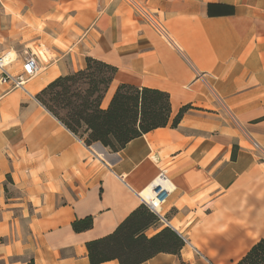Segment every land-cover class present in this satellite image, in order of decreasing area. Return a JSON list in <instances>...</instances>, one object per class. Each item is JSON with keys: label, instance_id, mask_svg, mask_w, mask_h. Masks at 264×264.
<instances>
[{"label": "crops", "instance_id": "crops-1", "mask_svg": "<svg viewBox=\"0 0 264 264\" xmlns=\"http://www.w3.org/2000/svg\"><path fill=\"white\" fill-rule=\"evenodd\" d=\"M133 1L152 21L125 0H0L8 72L30 52L39 66L24 89L0 84V264H90L85 243L160 176L170 194L145 234L169 227L184 244L139 264H235L264 235V155L250 144L264 151V0ZM88 57L115 68L102 108L122 83L155 88L168 124L115 152L68 130L36 95Z\"/></svg>", "mask_w": 264, "mask_h": 264}, {"label": "trees", "instance_id": "trees-1", "mask_svg": "<svg viewBox=\"0 0 264 264\" xmlns=\"http://www.w3.org/2000/svg\"><path fill=\"white\" fill-rule=\"evenodd\" d=\"M83 69L59 76L47 84L36 99L86 145L99 142L115 152L134 138L168 124L171 114L168 93L149 87L122 83L106 108L101 100L112 81L115 68L86 58ZM185 107L172 120L175 126ZM84 128L83 138L78 129ZM159 217L145 204L135 208L110 234L85 243L90 264L117 260L119 264H139L160 252L176 254L182 238L164 227L148 237L145 231ZM91 216L75 220L74 231L89 229ZM235 264H264V235Z\"/></svg>", "mask_w": 264, "mask_h": 264}, {"label": "built area", "instance_id": "built-area-1", "mask_svg": "<svg viewBox=\"0 0 264 264\" xmlns=\"http://www.w3.org/2000/svg\"><path fill=\"white\" fill-rule=\"evenodd\" d=\"M128 2L136 12H138L141 16H143L146 20L152 21L149 14L139 9V7L134 3L133 0H125ZM157 25V24H156ZM160 28L159 25H157ZM161 29V28H160ZM13 58H11L9 53L0 54V84L8 85L10 88H25L26 83L33 78L39 70V66L37 63V59L35 54L30 52L27 56L23 59L21 63V70L17 73H10L7 70V67L13 62ZM252 150L258 155H264V151L259 147L257 142L251 140L250 142ZM159 178V177H158ZM163 180L167 181L164 177L160 176ZM153 189L154 197L156 198V203H149L144 200V204L154 212L158 217L159 220L163 219L160 215L161 206L166 202L170 190L163 187L161 184L155 185ZM143 199V198H142Z\"/></svg>", "mask_w": 264, "mask_h": 264}, {"label": "bare ground", "instance_id": "bare-ground-1", "mask_svg": "<svg viewBox=\"0 0 264 264\" xmlns=\"http://www.w3.org/2000/svg\"><path fill=\"white\" fill-rule=\"evenodd\" d=\"M12 56V55H11ZM161 184L163 187L170 190L171 185L169 182L163 180L162 178H157L150 186H148L145 190H143L140 194V196L143 198V200L149 202V203H156V198L154 197V191L156 189H153L155 185Z\"/></svg>", "mask_w": 264, "mask_h": 264}, {"label": "rangeland", "instance_id": "rangeland-1", "mask_svg": "<svg viewBox=\"0 0 264 264\" xmlns=\"http://www.w3.org/2000/svg\"><path fill=\"white\" fill-rule=\"evenodd\" d=\"M85 60H86V59H85ZM85 63H86V61H85ZM84 67H85V66H84ZM84 67H83V68H84ZM83 68H82V69H83ZM79 70H80V69H79ZM78 132H79L80 135H82L83 138L87 137L86 133L84 132V128H79V129H78ZM25 229H26L25 226L18 225V230H19L20 232H22V233L25 232ZM15 234H16V233H15Z\"/></svg>", "mask_w": 264, "mask_h": 264}]
</instances>
